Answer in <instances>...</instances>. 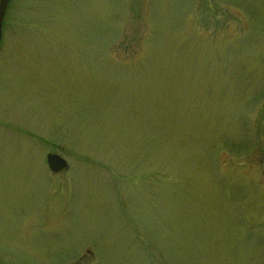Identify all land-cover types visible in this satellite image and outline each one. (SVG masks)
<instances>
[{"label": "rangeland", "instance_id": "obj_1", "mask_svg": "<svg viewBox=\"0 0 264 264\" xmlns=\"http://www.w3.org/2000/svg\"><path fill=\"white\" fill-rule=\"evenodd\" d=\"M0 264H264V0H11Z\"/></svg>", "mask_w": 264, "mask_h": 264}, {"label": "water", "instance_id": "obj_2", "mask_svg": "<svg viewBox=\"0 0 264 264\" xmlns=\"http://www.w3.org/2000/svg\"><path fill=\"white\" fill-rule=\"evenodd\" d=\"M9 3L10 0H0V43L2 37L3 21ZM46 161L48 169L53 174H58L67 168L66 162L57 155H48Z\"/></svg>", "mask_w": 264, "mask_h": 264}]
</instances>
